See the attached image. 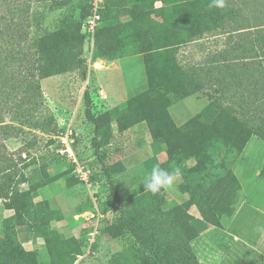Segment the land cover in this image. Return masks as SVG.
I'll return each instance as SVG.
<instances>
[{"label": "trees", "instance_id": "obj_1", "mask_svg": "<svg viewBox=\"0 0 264 264\" xmlns=\"http://www.w3.org/2000/svg\"><path fill=\"white\" fill-rule=\"evenodd\" d=\"M157 3L161 5L158 7ZM263 3L224 0L220 8L213 6V0H102L101 20L93 36V58L113 61L121 57L123 41L117 37L120 28L130 29L142 46L140 53L148 55L147 85L144 90L131 94L130 99L119 106L116 116L109 111L95 115L88 91L84 97L85 116L94 126L92 147L110 185L111 204L118 208V216L105 233L112 238L133 240L125 248L129 258L137 257L131 264H201L192 248L200 234L193 227L195 220L187 212L195 206L205 222L216 225L220 223V216L235 213L241 185L230 171L229 163L218 161L213 149L225 147L229 152H242L253 136L264 142V74H261L263 83L256 82L262 84L257 93L242 102L243 117L214 97L203 111L178 126L169 108L206 88L207 77L215 70L220 71V65L216 66L218 62L214 58L211 67H206L202 61L198 63L200 69H183L176 55L181 48L207 36L255 30L256 36H245L247 40L253 37L255 40L251 42H257L261 52L254 46L243 49L256 55L262 53L264 57V16L252 19L245 13L246 8L253 7V13L258 14L264 9ZM55 6L61 8L64 4L62 0H0V124L9 116L24 125H42L38 121L43 119L41 77L48 72L49 75L65 72L63 56L69 52L73 62L70 48L81 50L91 38L83 31L93 14L91 0L84 2L78 16L64 11L52 33L45 27L44 19L34 18ZM256 21L261 22L260 27ZM52 43L57 51L53 55L50 54ZM82 63L85 64L81 59ZM142 122H146L153 140L163 144L167 156L165 165L169 168L184 166L183 163L192 158L202 172L201 178L189 185L190 200L167 214V219L182 233L180 244L168 248H161L158 231L152 234L147 225L138 223L133 204L122 201L121 193L126 184L114 178L124 172L123 164L108 162L106 148L115 131L122 133ZM23 155L22 152H9L0 139V200L9 199L18 227H28L43 235L50 264H75L77 256L81 255V246L51 227L50 221L58 212L50 211V219H47L45 213L33 206L32 197L49 179L38 173L30 182L32 174L27 176L25 172L28 164ZM260 177L264 180V169ZM160 194L149 192V209L160 208L166 203ZM117 263H122V255L118 256ZM0 264L40 262L33 251L0 244Z\"/></svg>", "mask_w": 264, "mask_h": 264}, {"label": "rangeland", "instance_id": "obj_2", "mask_svg": "<svg viewBox=\"0 0 264 264\" xmlns=\"http://www.w3.org/2000/svg\"><path fill=\"white\" fill-rule=\"evenodd\" d=\"M85 1L62 0L64 7L49 8L46 13L42 12L43 17L40 15L34 19H44L45 27L53 33L62 13L74 12L78 16ZM263 10L261 8L255 14L252 7L246 8L245 13L252 19L257 15L263 18ZM256 24L260 27L261 22L256 21ZM245 34L256 36L257 31L207 36L180 49L176 59L183 69H200L198 63L202 61L203 65L206 63V67H211L216 58L220 71L215 70L207 77L206 88L169 108L175 124L180 126L189 121L203 111L214 97L220 98L225 105L233 107L239 117H243L240 109L242 102L257 93L262 84L256 82L262 81L261 74H264L262 53L256 55L243 49L254 46L260 51L257 42H251L255 39L247 40ZM117 37L123 41L120 58L113 61L93 58L91 42L87 40L81 50L74 46L70 48L73 62L69 52L63 56L65 72L52 75L48 72L41 77L43 119L38 121L42 125H24L9 116L0 124V139L9 152L24 154L28 164L25 172L27 176L32 174L30 182L38 173L49 179L34 194L31 202L37 211L45 213L47 219H50V211L58 212L50 224L63 237L79 242L81 255L77 256L75 264H131L137 259L136 256L131 259L126 254L125 248L133 240L112 238L105 233L118 216V208L111 204L110 185L92 147L94 126L85 116L86 91L92 97L95 115L109 111L116 116L119 106L127 102L131 94L144 90L149 81L148 55L140 53L142 46L133 32L120 28ZM51 45L53 50L50 54L53 55L57 51L54 44ZM207 57L209 59L206 60ZM81 59L85 64H80ZM194 84L198 85V82ZM106 149L109 164L121 162L125 168L114 180L126 184L121 193L122 201L133 204L138 223L147 225L152 234L158 231L161 248L180 244L182 233L176 224L167 219V214L190 200L189 185L202 176L197 162L190 158L183 163L184 166L169 168L165 165L167 156L163 144L153 140L146 122L122 133L115 131ZM213 154L218 161L229 163L230 171L248 189L249 200L235 218L236 206L233 215L220 216L219 225L205 222L197 207L189 209L187 213L195 220L193 227L200 234L192 243V248L201 264H224L225 261L264 264V261L259 263L258 251L264 250V234L255 230L264 229V180L256 176L264 169V142L253 136L242 152L214 147ZM157 166L170 171L178 168L181 174L172 186L161 191L166 203L151 210L149 192L145 191L143 181ZM189 171L193 172L189 174ZM0 244L33 251L38 255L40 264H50L43 235L15 224L9 199L0 200ZM119 255H122V263H117Z\"/></svg>", "mask_w": 264, "mask_h": 264}, {"label": "clouds", "instance_id": "obj_3", "mask_svg": "<svg viewBox=\"0 0 264 264\" xmlns=\"http://www.w3.org/2000/svg\"><path fill=\"white\" fill-rule=\"evenodd\" d=\"M213 6L222 8L224 0H213ZM181 174L180 169L168 170L161 167H153L151 173L143 181L145 191L157 194L163 189L172 186L176 178ZM257 232L264 234V229L256 228Z\"/></svg>", "mask_w": 264, "mask_h": 264}, {"label": "built area", "instance_id": "obj_4", "mask_svg": "<svg viewBox=\"0 0 264 264\" xmlns=\"http://www.w3.org/2000/svg\"><path fill=\"white\" fill-rule=\"evenodd\" d=\"M91 4L93 6V14L92 16L87 20L85 24V31L91 35V38L89 39L91 42L90 49L93 50L94 47V33L99 25V21L101 20V17L99 15V10L102 5V0H91ZM83 178H86V175H82Z\"/></svg>", "mask_w": 264, "mask_h": 264}, {"label": "crops", "instance_id": "obj_5", "mask_svg": "<svg viewBox=\"0 0 264 264\" xmlns=\"http://www.w3.org/2000/svg\"><path fill=\"white\" fill-rule=\"evenodd\" d=\"M183 125V124H182ZM181 126V125H180ZM256 176H260V175H256ZM241 183V182H240ZM241 191H240V193H239V196H238V201H237V204H236V207H237V209H236V213H235V216H234V218L244 209V207H245V205L246 204H248V200H249V198H248V193H247V191H246V187L244 188V186H243V184L241 183ZM248 190V189H247ZM233 218V219H234ZM232 221V220H231ZM259 251V263H261V261H264V250H258ZM236 254V253H235ZM235 254H233L234 256H233V258L235 257ZM223 255H225L224 257L225 258H227V256H226V254L225 253H223ZM227 255H230V253L229 254H227ZM212 257V256H211ZM221 258V257H220ZM220 258L217 260V262H219V260H220ZM233 264V262L232 261H230V262H224V264ZM247 263H250L249 261L247 262ZM246 263V264H247ZM244 264V263H243Z\"/></svg>", "mask_w": 264, "mask_h": 264}, {"label": "bare ground", "instance_id": "obj_6", "mask_svg": "<svg viewBox=\"0 0 264 264\" xmlns=\"http://www.w3.org/2000/svg\"><path fill=\"white\" fill-rule=\"evenodd\" d=\"M99 66V65H98ZM102 66V65H101Z\"/></svg>", "mask_w": 264, "mask_h": 264}]
</instances>
